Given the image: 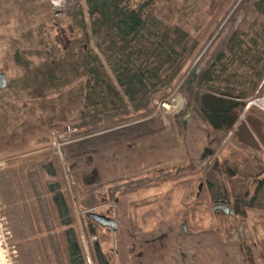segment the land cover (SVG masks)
Instances as JSON below:
<instances>
[{"label":"trees","instance_id":"16d2710c","mask_svg":"<svg viewBox=\"0 0 264 264\" xmlns=\"http://www.w3.org/2000/svg\"><path fill=\"white\" fill-rule=\"evenodd\" d=\"M234 1L83 0L54 12L50 0H0V43L4 45L0 69L8 79L0 89L1 94L8 93V100L0 97V151L43 142L47 130L64 126L73 115L80 117L77 125L94 130L103 117L121 121L129 118L131 110L144 113L151 98L171 89L201 37L212 32L218 13ZM64 17L78 33L58 44L48 26ZM263 87L264 0H251L221 48L198 73L192 100L213 131H225L236 126L238 106L258 97ZM136 128L87 139L70 151L90 152ZM30 161L0 171L4 194L14 187L32 186L20 198L23 205L37 204L9 217L16 227L13 237L18 250L25 247L40 264H48L49 257L54 264H88L63 186L55 181L41 184L55 177L54 160L44 154L24 169ZM73 169L80 209L96 207L102 200L117 201L182 175L163 167L149 174L85 184L83 177L94 169L85 155L75 159ZM227 169V180L212 172L204 174L209 202H231L252 216L264 214V166L254 162L251 169L245 166L240 172ZM23 178L25 183L20 182ZM213 212L235 223V215ZM86 213L81 227L93 264H111L102 245L110 228ZM92 234L96 238L90 240Z\"/></svg>","mask_w":264,"mask_h":264},{"label":"rangeland","instance_id":"374dc122","mask_svg":"<svg viewBox=\"0 0 264 264\" xmlns=\"http://www.w3.org/2000/svg\"><path fill=\"white\" fill-rule=\"evenodd\" d=\"M249 1L235 0L218 13L214 26L210 27L212 32L201 37L174 85L168 92L151 98L152 103L144 113L131 110L129 118L121 121L103 117L100 127L94 130L77 125L80 117L73 115L64 126L47 130L43 142L32 143L23 149L0 151V171L24 159L35 161L49 154L57 173L41 184L55 181L63 186V197L71 204L78 230L86 210L118 220L116 229L110 230L107 240L102 243L111 264H264V214L252 216L237 207L233 213L235 223L232 224L228 217L212 211L204 181L206 172L227 180V168L240 172L245 166L251 169L254 162L264 166V109L255 102L262 96L264 87L258 97L238 106L236 126L230 130L213 131L195 107L192 96L196 84L189 82L195 66L199 65L202 69L221 48ZM82 2L50 0V6L54 12H62ZM50 25L51 39L58 44L65 43L78 33L66 17L59 23L53 20ZM2 47L4 45L0 43V52ZM175 91L184 96L181 108L174 112H162L154 99L169 98ZM3 95L8 100V93H0V97ZM9 98L13 99L10 95ZM189 102L192 103V110L184 123L182 111ZM130 128L138 131L80 155L70 151L71 146L79 142ZM52 133L58 136L55 142ZM84 155L93 163L91 174L95 181L149 174L163 167L182 172V175L161 186L123 196L116 204L112 200H102L96 207L80 209L73 163L77 157ZM131 158L134 163L130 166L127 163ZM31 161L23 168L32 166ZM188 165L190 167L186 169ZM23 180L25 178L20 182L25 183ZM2 189L0 180V249L5 264H40L39 260L36 263V259L30 257L25 247L18 250L13 237L16 227L9 219L18 212L37 206L36 203L23 205L20 198L22 194L30 193L32 186L23 190L14 187L8 194H4ZM84 237L87 239L85 234ZM81 246L86 261L93 264L89 248L87 250L83 242ZM47 261L54 264L50 257Z\"/></svg>","mask_w":264,"mask_h":264},{"label":"water","instance_id":"95a60500","mask_svg":"<svg viewBox=\"0 0 264 264\" xmlns=\"http://www.w3.org/2000/svg\"><path fill=\"white\" fill-rule=\"evenodd\" d=\"M201 67L199 65H196L193 72H192V78L191 80H189L190 83H192V85L196 84V79L198 76V73L200 71ZM7 84V75L4 71L0 72V89L4 88ZM176 104L174 109H178L182 106V99L180 98V96L177 94L176 95ZM191 110H192V103L189 102L186 104L183 112V115L181 116V119L183 120L184 123H186L188 121V118L191 114ZM83 181L85 184H90L93 183L94 180L90 179V177H85L83 178ZM237 209L236 205L231 206L230 203H216L212 205V210L216 211H221L225 214H233ZM86 216L91 218L92 220H94L95 222H97L98 224H100L101 226H105V227H109L111 229V231H114L116 229L117 226V221L114 218L105 216L101 213H97L94 211H88L86 213Z\"/></svg>","mask_w":264,"mask_h":264},{"label":"bare ground","instance_id":"6f19581e","mask_svg":"<svg viewBox=\"0 0 264 264\" xmlns=\"http://www.w3.org/2000/svg\"><path fill=\"white\" fill-rule=\"evenodd\" d=\"M177 93H179V92L175 91L172 94V96L160 101L159 106H160V110L162 112H172V111H174ZM179 96L182 99V103H184V101H185L184 96L182 94H179ZM255 102H256V105H258V106H260L261 108L264 109V90H263L262 96L260 98H257L255 100ZM0 264H5V262H4L3 258H2L1 249H0Z\"/></svg>","mask_w":264,"mask_h":264},{"label":"built area","instance_id":"2783aa9c","mask_svg":"<svg viewBox=\"0 0 264 264\" xmlns=\"http://www.w3.org/2000/svg\"><path fill=\"white\" fill-rule=\"evenodd\" d=\"M163 100V99H162ZM162 100H160V101H162ZM158 102V105H159V103H160V101L159 100H157V98L156 99H154V102ZM177 101V100H176ZM176 104V103H175ZM181 108V107H180ZM180 108H178V109H174V111H178ZM173 111V112H174ZM52 135H53V137H52V139H53V142H55V141H57L56 140V138L58 137L57 135H55L54 133H52ZM80 233H81V237H82V242H83V244H85V246H86V248H87V250H88V242H87V239L84 237V233H83V230H82V227L80 226ZM85 238V239H84ZM96 238V236L95 235H92L91 236V239H95ZM89 261H91V260H89Z\"/></svg>","mask_w":264,"mask_h":264},{"label":"crops","instance_id":"0c3cea01","mask_svg":"<svg viewBox=\"0 0 264 264\" xmlns=\"http://www.w3.org/2000/svg\"><path fill=\"white\" fill-rule=\"evenodd\" d=\"M129 146H130V145H129ZM132 150H133V153H135V152H134V149H132ZM133 163H134V159L131 158L130 160H128L127 165H130V166H131ZM98 175H99V173H98ZM99 177H100V176H99ZM99 177H98V178H99ZM96 181H98V180H96ZM93 182H95V180H94ZM117 201H118V200H117ZM117 201H115V204H116ZM231 204H232V203H231ZM128 217H130V216H128ZM115 220H116L117 223H118V220H117V219H115ZM110 230H111V229H110ZM89 263H90V262H89Z\"/></svg>","mask_w":264,"mask_h":264},{"label":"flooded vegetation","instance_id":"af4514ba","mask_svg":"<svg viewBox=\"0 0 264 264\" xmlns=\"http://www.w3.org/2000/svg\"><path fill=\"white\" fill-rule=\"evenodd\" d=\"M87 177H90V179H92V180L94 179L92 174H90V176H87ZM230 205L233 206V204H231V203H230Z\"/></svg>","mask_w":264,"mask_h":264}]
</instances>
